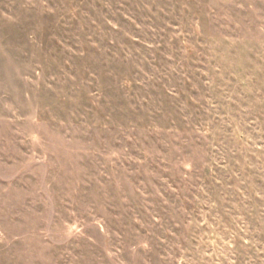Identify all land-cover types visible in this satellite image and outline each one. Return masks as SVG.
<instances>
[{"label": "rangeland", "instance_id": "obj_1", "mask_svg": "<svg viewBox=\"0 0 264 264\" xmlns=\"http://www.w3.org/2000/svg\"><path fill=\"white\" fill-rule=\"evenodd\" d=\"M0 264H264V0H0Z\"/></svg>", "mask_w": 264, "mask_h": 264}]
</instances>
